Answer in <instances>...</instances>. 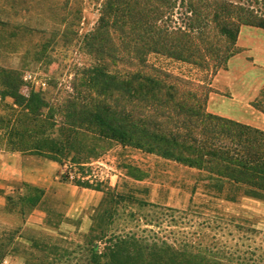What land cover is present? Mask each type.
<instances>
[{"label": "trees", "instance_id": "16d2710c", "mask_svg": "<svg viewBox=\"0 0 264 264\" xmlns=\"http://www.w3.org/2000/svg\"><path fill=\"white\" fill-rule=\"evenodd\" d=\"M244 25L264 28V0H104L96 27L83 39L82 51L93 62L77 69L72 93L22 94L19 73L0 67V145L6 147L0 150L56 161L62 181L73 176L76 185L103 193L85 264H218L190 245L179 249L160 237L112 228L125 202L157 206L101 179L94 163L113 147L195 168L228 201L264 200V128L211 112L209 83L149 59L162 54L215 73L243 50ZM122 167L136 178L131 169L138 168ZM21 184L28 191L22 202L32 209L44 203V189Z\"/></svg>", "mask_w": 264, "mask_h": 264}, {"label": "rangeland", "instance_id": "374dc122", "mask_svg": "<svg viewBox=\"0 0 264 264\" xmlns=\"http://www.w3.org/2000/svg\"><path fill=\"white\" fill-rule=\"evenodd\" d=\"M103 1L0 0V67L19 73L20 93L38 91L59 98L72 93L80 76L77 69L93 62L82 51L83 39L96 27ZM149 59L209 83L211 112L264 128V66L248 50L215 73L162 54L152 53ZM124 163L138 168L131 169L137 179L125 175ZM99 164L112 187L157 205L123 203L113 229L160 237L179 249L190 245L218 264H264V200L243 196L228 201L199 170L135 148L113 147ZM70 180L77 191L75 201L68 190L54 186L41 205L47 207L46 218L36 225L28 221L31 206L19 199L28 191L16 184L13 201L0 204V264H85L84 247L93 241L92 216L103 193ZM95 246L102 249L103 243L96 241Z\"/></svg>", "mask_w": 264, "mask_h": 264}, {"label": "crops", "instance_id": "0c3cea01", "mask_svg": "<svg viewBox=\"0 0 264 264\" xmlns=\"http://www.w3.org/2000/svg\"><path fill=\"white\" fill-rule=\"evenodd\" d=\"M238 45L248 50L258 65L264 66V28L244 25L241 28ZM262 126V124L260 125ZM38 155L22 152L0 151V204L5 205L9 196L17 191L16 184L27 183L48 191L54 186L68 190L72 201L77 193L74 185L59 179L61 166L51 159L36 157ZM85 189V188H84ZM95 191V190H93ZM99 200V199H98ZM97 200V201H98ZM97 201H92L95 204ZM39 203L28 215V221L36 225L46 218L47 207ZM71 212V209L68 210Z\"/></svg>", "mask_w": 264, "mask_h": 264}, {"label": "built area", "instance_id": "2783aa9c", "mask_svg": "<svg viewBox=\"0 0 264 264\" xmlns=\"http://www.w3.org/2000/svg\"><path fill=\"white\" fill-rule=\"evenodd\" d=\"M98 164L96 165L97 167H99L100 169H101V179H103L104 178V175H103V172H102V167H101V165L99 164V162H97ZM95 177V176H94ZM73 178V176H71V179ZM89 178H91L90 176H88V177H86V178H84V179H89Z\"/></svg>", "mask_w": 264, "mask_h": 264}]
</instances>
